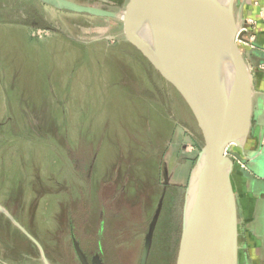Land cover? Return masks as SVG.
<instances>
[{
  "label": "rangeland",
  "instance_id": "374dc122",
  "mask_svg": "<svg viewBox=\"0 0 264 264\" xmlns=\"http://www.w3.org/2000/svg\"><path fill=\"white\" fill-rule=\"evenodd\" d=\"M8 1L0 0V206L17 226L0 213V264H44L40 249L48 264H79L73 239L89 264H138L148 236L146 264H174L194 140L202 144L189 107L118 21L41 4L50 30L33 29L6 23L27 22V3ZM228 154L234 191L248 201L242 240L264 204V140L251 131Z\"/></svg>",
  "mask_w": 264,
  "mask_h": 264
},
{
  "label": "water",
  "instance_id": "95a60500",
  "mask_svg": "<svg viewBox=\"0 0 264 264\" xmlns=\"http://www.w3.org/2000/svg\"><path fill=\"white\" fill-rule=\"evenodd\" d=\"M33 1L57 11L118 21L125 42L184 100L202 144L185 192L174 264H238L239 213L234 160L228 151L243 149L250 136L253 85L236 40L242 17L234 12L235 0H128L121 12L67 0ZM239 91L244 112L236 124L231 114ZM259 171L264 180V161ZM0 213L16 225L1 206ZM148 239L138 264H146ZM72 245L78 262L89 264L74 239Z\"/></svg>",
  "mask_w": 264,
  "mask_h": 264
},
{
  "label": "crops",
  "instance_id": "0c3cea01",
  "mask_svg": "<svg viewBox=\"0 0 264 264\" xmlns=\"http://www.w3.org/2000/svg\"><path fill=\"white\" fill-rule=\"evenodd\" d=\"M80 5H89L97 8H105L113 11L124 9L128 0H67ZM109 5V6H108ZM49 9L55 10L43 5ZM120 7V8H117ZM118 9V10H117ZM62 12V11H60ZM235 14H240L242 19H251L255 22V27L252 29L253 33V48L240 47L241 52L247 62L251 74L253 85V117H252V132L255 134L257 141L264 140V0H235L234 2ZM67 13V12H66ZM71 14V13H69ZM75 15V14H74ZM249 28V27H248ZM251 32V30H250ZM84 44H87L86 42ZM193 136L191 135V139ZM193 140V139H192ZM199 148V143L194 140ZM233 183V180H232ZM251 184V182H250ZM247 195L248 191L245 192ZM236 194V193H235ZM241 195V196H240ZM238 202L239 217H242L244 210L246 211L248 201L241 199L245 194H236ZM241 199V201L239 200ZM259 203L255 204L254 221L257 226H254L255 232L251 230V226L246 229V235L241 240L239 237V258L238 264H263L264 263V204L258 210ZM263 208V209H262ZM261 209V210H260ZM261 211V218L260 213ZM259 214V215H258ZM250 215V214H249ZM252 217V216H251ZM245 222H250V219H245ZM261 221V224L258 222ZM252 223V222H250ZM252 225V224H251ZM239 228V236L241 235ZM249 249V260L242 254V249ZM254 255V256H253ZM255 261V262H254Z\"/></svg>",
  "mask_w": 264,
  "mask_h": 264
},
{
  "label": "trees",
  "instance_id": "16d2710c",
  "mask_svg": "<svg viewBox=\"0 0 264 264\" xmlns=\"http://www.w3.org/2000/svg\"><path fill=\"white\" fill-rule=\"evenodd\" d=\"M12 2H16L19 3L21 2L22 4L27 3V7H24V9L22 10V15L25 17L26 19V23L25 24H19L16 22H11L10 20L6 21V23L11 24V25H23L24 27H29V28H43L46 26L45 22L43 21L44 18L43 16L40 14L39 11H37L35 9V7L37 5H41L39 2L37 1H33V0H9ZM8 1V2H9ZM29 3V4H28ZM28 5H31V7H29ZM0 23H4L3 21Z\"/></svg>",
  "mask_w": 264,
  "mask_h": 264
},
{
  "label": "built area",
  "instance_id": "2783aa9c",
  "mask_svg": "<svg viewBox=\"0 0 264 264\" xmlns=\"http://www.w3.org/2000/svg\"><path fill=\"white\" fill-rule=\"evenodd\" d=\"M253 25H255V22L253 20L242 19L241 26L237 31V36H236L237 44L239 43L250 49L253 48V38H254L252 33V29H254Z\"/></svg>",
  "mask_w": 264,
  "mask_h": 264
},
{
  "label": "bare ground",
  "instance_id": "6f19581e",
  "mask_svg": "<svg viewBox=\"0 0 264 264\" xmlns=\"http://www.w3.org/2000/svg\"><path fill=\"white\" fill-rule=\"evenodd\" d=\"M243 112H244V96L242 92L239 91L235 99L233 112L231 114V119H233V123L235 122L236 124H238L240 122Z\"/></svg>",
  "mask_w": 264,
  "mask_h": 264
},
{
  "label": "flooded vegetation",
  "instance_id": "af4514ba",
  "mask_svg": "<svg viewBox=\"0 0 264 264\" xmlns=\"http://www.w3.org/2000/svg\"><path fill=\"white\" fill-rule=\"evenodd\" d=\"M44 30H50L48 27H43ZM44 254V252H42ZM45 256V255H44ZM46 258V257H45ZM47 260V259H46ZM78 261V260H77ZM48 262V261H47ZM79 263V262H78ZM80 264V263H79Z\"/></svg>",
  "mask_w": 264,
  "mask_h": 264
}]
</instances>
